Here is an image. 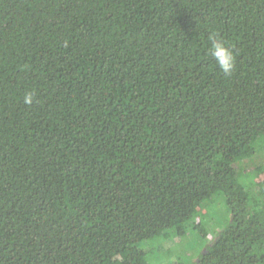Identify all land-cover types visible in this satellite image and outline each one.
<instances>
[{
    "label": "trees",
    "instance_id": "1",
    "mask_svg": "<svg viewBox=\"0 0 264 264\" xmlns=\"http://www.w3.org/2000/svg\"><path fill=\"white\" fill-rule=\"evenodd\" d=\"M261 153L264 0H0V264H264Z\"/></svg>",
    "mask_w": 264,
    "mask_h": 264
},
{
    "label": "rangeland",
    "instance_id": "2",
    "mask_svg": "<svg viewBox=\"0 0 264 264\" xmlns=\"http://www.w3.org/2000/svg\"><path fill=\"white\" fill-rule=\"evenodd\" d=\"M253 162L257 165L263 164L264 163V153L259 154L253 160ZM253 162L252 161L247 162L248 166H250V169L248 170L249 172H250L252 166L254 165ZM221 200L222 199H220V201ZM220 201H217L219 203H217V207H215L214 209H213V206H214L213 203H211V205H208V211L214 212L217 210V213L211 214L212 218H213L214 222H216V224L219 223V224L225 226L227 223L225 221V214H228V216H229V212H228V208H227L226 204H225V206H226V208H225L224 205L222 203H220ZM222 202H223V200H222ZM210 235H211L210 238L203 239V238H198L196 233L192 232V233H190V239L187 242V246H189V247L187 248V246H184V249L174 248V250L181 251V252H183L182 250L190 251L191 252L190 255L192 256L190 258V261L194 262V261H196L198 255L200 256L205 250H207L208 246H210L212 244L211 242H213V241H211V240L214 239V230H212L210 232ZM174 245H175V243L173 241L164 242V244L162 246L163 249L161 248L160 250H156L155 252H153L152 254L149 255V257H148L149 264H172L171 259H169L170 258L169 251ZM177 254H179V253L177 252ZM175 255H176V252H175Z\"/></svg>",
    "mask_w": 264,
    "mask_h": 264
},
{
    "label": "clouds",
    "instance_id": "3",
    "mask_svg": "<svg viewBox=\"0 0 264 264\" xmlns=\"http://www.w3.org/2000/svg\"><path fill=\"white\" fill-rule=\"evenodd\" d=\"M208 39L211 41L210 55L212 59L215 60L217 67L225 76H230L235 69L233 50L215 33L209 35ZM35 99V93L29 91L24 94L23 103L30 106L35 102Z\"/></svg>",
    "mask_w": 264,
    "mask_h": 264
}]
</instances>
